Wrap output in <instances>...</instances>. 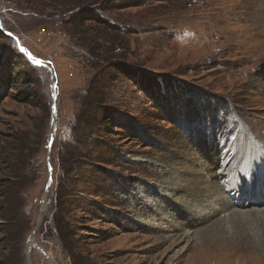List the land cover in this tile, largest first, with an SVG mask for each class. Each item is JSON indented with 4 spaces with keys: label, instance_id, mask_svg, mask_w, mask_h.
I'll return each mask as SVG.
<instances>
[{
    "label": "rangeland",
    "instance_id": "1",
    "mask_svg": "<svg viewBox=\"0 0 264 264\" xmlns=\"http://www.w3.org/2000/svg\"><path fill=\"white\" fill-rule=\"evenodd\" d=\"M34 1L0 0V264H264V205L221 186L250 149L264 164V0ZM93 7L107 73L66 23ZM96 74L107 119L84 145ZM67 143L84 153L63 162Z\"/></svg>",
    "mask_w": 264,
    "mask_h": 264
},
{
    "label": "trees",
    "instance_id": "2",
    "mask_svg": "<svg viewBox=\"0 0 264 264\" xmlns=\"http://www.w3.org/2000/svg\"><path fill=\"white\" fill-rule=\"evenodd\" d=\"M34 2L38 7H41L43 4L39 0L38 2L37 0H35ZM68 17L69 18L66 20V23L70 25L71 33L73 35H77L78 38H76L74 42L76 41L77 43H80L78 45H80L83 50H85L93 58H96L97 63H95V66L102 67L104 73H107L108 63H106V61L109 60V54L112 52V48H114L116 45L112 48H108L106 46H104L103 48L100 40L108 41V43H116V41L111 36V24L107 20L100 18L96 8L94 7L83 8L82 10H78L74 14H69ZM79 40L83 41L80 42ZM101 50L103 51V53L100 52ZM101 60L106 61L101 62ZM117 65H113V67H119L122 71H126L124 70L125 67H122L119 64ZM102 86L103 82L100 78V74H96L88 84L85 94H82L81 96L80 106L75 116V122L73 125L74 140L78 143L86 145V141H90L89 139L92 137V134L96 127L107 119V111L105 112L101 108V106L97 104V101H101L104 95ZM40 103L41 105H43V103L45 106L47 105V102L45 101H41ZM20 146L22 147V142ZM63 148L64 149L61 151V159L63 162L72 159L75 155H81L84 153V151H82L81 149H72L70 147V143L65 144ZM22 165L23 164L21 161L19 164V169H21ZM20 174L22 173L19 170L18 173H15L13 179L10 178L9 180H7V183L9 182V184L5 186L7 188V191L12 192L14 190L17 191L18 188H22L23 184L17 182L18 179H16V176H19L18 178H20ZM67 184L66 182H64V180H62L61 183H59L57 189V205L59 209H61V211L64 210V206L67 201L66 199L68 197V194H70ZM6 208L8 209V207ZM9 208L12 209V206L10 204ZM59 209H57V211ZM58 213L60 214V212H56V217H58Z\"/></svg>",
    "mask_w": 264,
    "mask_h": 264
},
{
    "label": "bare ground",
    "instance_id": "3",
    "mask_svg": "<svg viewBox=\"0 0 264 264\" xmlns=\"http://www.w3.org/2000/svg\"><path fill=\"white\" fill-rule=\"evenodd\" d=\"M238 146H239V144H238ZM248 154H250L248 159H243L240 168L235 170L231 175H229L227 177V179L230 178V180H231L229 185H228L227 181L225 180L224 183L221 184V186L229 196H231V197H233L235 195L238 196L239 200L236 201V203H235L236 206H243V205L246 206L247 204H249L245 200L242 203V200H243L242 197H244V196L245 197L252 196L253 199H251V200L256 201L257 204L264 205V178L260 177L261 175H264V172H259V165L262 164L264 166V164L259 161L258 158H260L261 156L256 152L255 149H250V152ZM227 160H229V161H227ZM224 162H227L229 165V163L231 162V157L224 158L223 163ZM215 165H214V167H215ZM251 168H255L253 175L255 178L257 177L256 178L257 182L253 186L249 185L251 178H249L247 175L244 174L245 171L247 172V170H249ZM217 176L221 180L224 175L218 174ZM188 191H189V189H188ZM229 209H234V207L232 206V208H229ZM253 211L254 210H247L246 212L241 213L239 217L242 219H247ZM213 212H215V211H213ZM260 213H262L261 215H264V211L260 212V210H256L255 215L260 216Z\"/></svg>",
    "mask_w": 264,
    "mask_h": 264
},
{
    "label": "snow or ice",
    "instance_id": "4",
    "mask_svg": "<svg viewBox=\"0 0 264 264\" xmlns=\"http://www.w3.org/2000/svg\"><path fill=\"white\" fill-rule=\"evenodd\" d=\"M9 35H12L11 33H9ZM21 51H25L27 52V49H24V48H21ZM29 57L30 59H32L33 63L39 65V66H42L44 64L43 61L41 60H38L37 58H35L34 56H31V54H29Z\"/></svg>",
    "mask_w": 264,
    "mask_h": 264
}]
</instances>
